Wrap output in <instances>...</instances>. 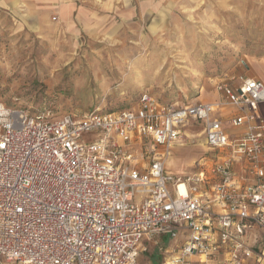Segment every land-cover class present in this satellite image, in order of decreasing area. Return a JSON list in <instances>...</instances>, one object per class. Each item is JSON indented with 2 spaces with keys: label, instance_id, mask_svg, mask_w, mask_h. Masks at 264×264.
<instances>
[{
  "label": "built area",
  "instance_id": "obj_1",
  "mask_svg": "<svg viewBox=\"0 0 264 264\" xmlns=\"http://www.w3.org/2000/svg\"><path fill=\"white\" fill-rule=\"evenodd\" d=\"M216 87L213 102L144 91L134 108L82 114L0 102V264H138L149 242L167 264H264V81L227 72ZM191 124L214 155L170 172Z\"/></svg>",
  "mask_w": 264,
  "mask_h": 264
},
{
  "label": "rangeland",
  "instance_id": "obj_2",
  "mask_svg": "<svg viewBox=\"0 0 264 264\" xmlns=\"http://www.w3.org/2000/svg\"><path fill=\"white\" fill-rule=\"evenodd\" d=\"M144 1H136L133 20L103 11L89 27L56 16L30 26L24 14L0 8V102L82 114L134 108L148 91L162 102L189 104L218 99L215 85L227 72H264V0ZM182 141L166 166L190 174L194 161L211 154L201 125H187ZM149 249L138 264L151 255L163 262Z\"/></svg>",
  "mask_w": 264,
  "mask_h": 264
},
{
  "label": "crops",
  "instance_id": "obj_3",
  "mask_svg": "<svg viewBox=\"0 0 264 264\" xmlns=\"http://www.w3.org/2000/svg\"><path fill=\"white\" fill-rule=\"evenodd\" d=\"M136 1L137 0H0V8L8 10L12 13H14L17 17H21V15L24 14V17L26 20H28L26 25H32V26H40L45 23H48L52 21L53 17H57L58 21H63L66 25H72L70 22H78L79 25L84 27H89L93 25H98V19L102 16L100 15V12L103 11H110L115 12L116 15L106 14L105 16H115L117 18V15H119L122 19H132L134 17L135 7H136ZM156 1V0H153ZM160 1V0H159ZM138 2H146L144 0H138ZM161 3V2H160ZM25 11V13H23ZM76 14V15H75ZM264 70L263 68H261ZM248 76V75H247ZM251 77H257L264 81V72L260 71L258 74H251ZM218 80L216 82L217 86ZM216 92L218 95V99H220L221 94L217 90ZM215 100H208V101H216ZM260 112L264 114V103L260 104L259 106ZM236 113L235 108L233 107H227L224 110H222L221 113H217L218 116H221L224 125L230 134H238L243 130V128H235L231 125V119ZM199 124H191V126H195ZM204 135V134H203ZM205 145L208 151H210V156L207 157L208 159L214 155V151L208 146L205 136ZM184 145V142H178L172 147L171 155L174 153V149L176 146ZM204 158V157H203ZM201 158V159H203ZM199 159L198 161H194V164H196V170L198 169V163L201 161ZM170 160L173 161L171 158ZM167 170L173 173L174 172L170 169H168V166H166ZM243 169L241 168L240 164H237L236 171L240 174L243 173ZM191 172V173H193ZM181 174V173H180ZM215 210H219V206L214 207ZM255 233H253L252 240L253 241H261L264 236V231L255 229ZM162 243L164 247L166 248L168 245L174 243L173 240H170L167 236L161 237ZM148 246H154L156 249L162 254L163 262L160 264H167L168 255L166 251H160L159 247L152 244L151 242L148 243ZM152 248V247H151ZM150 250V249H149ZM148 250V251H149ZM145 253V252H144ZM219 257H222V255H218ZM140 258V257H139ZM144 264H155L156 260L153 259V255H151ZM197 260V257L194 258ZM253 262L250 261L248 264H251Z\"/></svg>",
  "mask_w": 264,
  "mask_h": 264
},
{
  "label": "bare ground",
  "instance_id": "obj_4",
  "mask_svg": "<svg viewBox=\"0 0 264 264\" xmlns=\"http://www.w3.org/2000/svg\"><path fill=\"white\" fill-rule=\"evenodd\" d=\"M181 188H182V190H183L182 192H184V187L182 186Z\"/></svg>",
  "mask_w": 264,
  "mask_h": 264
},
{
  "label": "trees",
  "instance_id": "obj_5",
  "mask_svg": "<svg viewBox=\"0 0 264 264\" xmlns=\"http://www.w3.org/2000/svg\"><path fill=\"white\" fill-rule=\"evenodd\" d=\"M3 103V102H2ZM164 103H166V102H164Z\"/></svg>",
  "mask_w": 264,
  "mask_h": 264
}]
</instances>
